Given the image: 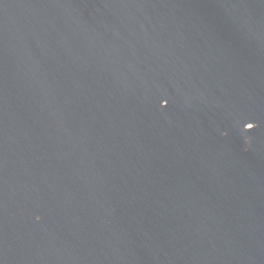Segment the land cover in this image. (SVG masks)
I'll list each match as a JSON object with an SVG mask.
<instances>
[{
  "label": "water",
  "instance_id": "95a60500",
  "mask_svg": "<svg viewBox=\"0 0 264 264\" xmlns=\"http://www.w3.org/2000/svg\"><path fill=\"white\" fill-rule=\"evenodd\" d=\"M0 264H264V0H0Z\"/></svg>",
  "mask_w": 264,
  "mask_h": 264
}]
</instances>
